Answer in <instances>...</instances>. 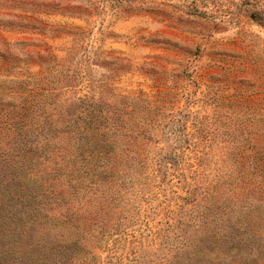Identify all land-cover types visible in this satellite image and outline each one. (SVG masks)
Returning a JSON list of instances; mask_svg holds the SVG:
<instances>
[{
	"label": "rangeland",
	"instance_id": "374dc122",
	"mask_svg": "<svg viewBox=\"0 0 264 264\" xmlns=\"http://www.w3.org/2000/svg\"><path fill=\"white\" fill-rule=\"evenodd\" d=\"M0 264H264V0H0Z\"/></svg>",
	"mask_w": 264,
	"mask_h": 264
}]
</instances>
